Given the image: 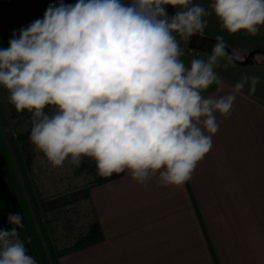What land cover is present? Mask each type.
<instances>
[{
    "label": "clouds",
    "instance_id": "obj_1",
    "mask_svg": "<svg viewBox=\"0 0 264 264\" xmlns=\"http://www.w3.org/2000/svg\"><path fill=\"white\" fill-rule=\"evenodd\" d=\"M165 6L181 10L169 16ZM209 7L230 34L264 26V0ZM208 15L192 0H61L0 48V86L17 112L31 113L29 140L53 167L89 157L101 177L127 170L144 186L155 177L183 187L212 148L216 114L227 118L245 86L254 94L260 81L244 74L227 95L203 94L223 88L215 69L226 42L218 36L207 60L186 66L177 35L203 32ZM7 219L0 264H37L19 236L22 215Z\"/></svg>",
    "mask_w": 264,
    "mask_h": 264
},
{
    "label": "crops",
    "instance_id": "obj_2",
    "mask_svg": "<svg viewBox=\"0 0 264 264\" xmlns=\"http://www.w3.org/2000/svg\"><path fill=\"white\" fill-rule=\"evenodd\" d=\"M60 2L0 0V48L8 47L14 30L18 34ZM192 3L209 13L196 34L210 39L198 43L211 50L202 49L199 59L212 52L218 36L230 45L240 35L251 50L246 58L233 52L234 58H220L215 71L223 88L214 83L203 94L227 95L244 74L260 78L255 93L246 85L227 118L216 114L212 148L183 187L158 186L155 177L144 186L127 170L92 187L89 200L103 240L62 256L59 264H264V63L253 60L264 56V26L255 36L230 34L209 7L212 0Z\"/></svg>",
    "mask_w": 264,
    "mask_h": 264
},
{
    "label": "rangeland",
    "instance_id": "obj_3",
    "mask_svg": "<svg viewBox=\"0 0 264 264\" xmlns=\"http://www.w3.org/2000/svg\"><path fill=\"white\" fill-rule=\"evenodd\" d=\"M165 7L169 16L180 10V8L168 9L167 6ZM174 35L177 34L174 33ZM177 40L183 51L182 58L192 61L201 57V50L192 46H199L200 39H193L189 36L181 38L177 35ZM244 41L245 39L240 35L233 36L229 42L230 45L226 46L234 55L246 58L251 50L249 51V43ZM210 45H204L203 49L210 51ZM202 58L207 60L208 55H202ZM253 60L264 63V56L255 54ZM45 111L50 112L51 107L46 108ZM31 126V113L27 110L17 112L9 102L8 90L0 86V137L9 151L24 196L29 202L27 185L30 183L34 193L44 200L67 197V202L61 210L45 215V225L56 248L69 247L87 231L89 224L95 221L89 192L92 187L99 185L96 183L101 176L97 174L96 163L92 158L84 157L79 167L72 165L67 160L62 167H53L44 155L33 146L28 171L29 183H27L20 170L16 147L12 144L11 138Z\"/></svg>",
    "mask_w": 264,
    "mask_h": 264
},
{
    "label": "trees",
    "instance_id": "obj_4",
    "mask_svg": "<svg viewBox=\"0 0 264 264\" xmlns=\"http://www.w3.org/2000/svg\"><path fill=\"white\" fill-rule=\"evenodd\" d=\"M180 59L187 63L182 57ZM32 127V126H31ZM31 127L11 138L16 147L19 167L23 178L29 183L28 171L32 157L33 144L29 140ZM122 173L110 177H101L96 184H103L120 177ZM29 202L21 189L18 174L15 170L9 151L0 137V229L12 228L8 223L10 213H20L24 227L19 229L20 239L25 243L29 255L33 256L37 264H59V258L72 252L82 250L103 240V233L97 220L89 224L85 233L80 235L74 244L65 248L53 245L45 225V215L61 210L66 204V196L44 200L38 197L30 183L27 185Z\"/></svg>",
    "mask_w": 264,
    "mask_h": 264
},
{
    "label": "water",
    "instance_id": "obj_5",
    "mask_svg": "<svg viewBox=\"0 0 264 264\" xmlns=\"http://www.w3.org/2000/svg\"><path fill=\"white\" fill-rule=\"evenodd\" d=\"M189 37H191V38H193V39H203V40H210V39H208V38H206V37H203V36H200L199 34H196V33H194V34H192L191 36H189ZM213 42H215L214 40H213ZM194 48H196V49H200V50H202L203 49V47H201V46H195V45H192ZM225 52L226 53H231V51H229V49L226 47L225 48ZM231 57H233L234 58V56L232 55V53H231V55H230Z\"/></svg>",
    "mask_w": 264,
    "mask_h": 264
}]
</instances>
